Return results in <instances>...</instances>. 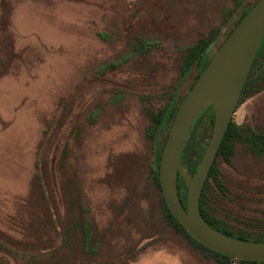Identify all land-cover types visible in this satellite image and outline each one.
Listing matches in <instances>:
<instances>
[{
	"label": "rangeland",
	"instance_id": "374dc122",
	"mask_svg": "<svg viewBox=\"0 0 264 264\" xmlns=\"http://www.w3.org/2000/svg\"><path fill=\"white\" fill-rule=\"evenodd\" d=\"M257 1L0 0V264H243L219 262L164 221L151 116L194 83L187 50L218 34L210 58ZM206 110L196 133L208 140ZM231 120L264 130V90ZM201 137L182 146L190 179ZM217 168L224 191L212 184L211 213L262 231L264 157L238 144ZM83 219L99 245L93 255L81 250Z\"/></svg>",
	"mask_w": 264,
	"mask_h": 264
},
{
	"label": "water",
	"instance_id": "95a60500",
	"mask_svg": "<svg viewBox=\"0 0 264 264\" xmlns=\"http://www.w3.org/2000/svg\"><path fill=\"white\" fill-rule=\"evenodd\" d=\"M263 39L264 0H259L230 31L180 102L158 166L165 204L173 218L194 240L215 253L258 263L264 262V243L238 240L211 228L201 215L199 199ZM209 107L213 111L212 131L190 179L180 162L182 146L195 121ZM178 176L187 187L185 207L178 195Z\"/></svg>",
	"mask_w": 264,
	"mask_h": 264
},
{
	"label": "trees",
	"instance_id": "16d2710c",
	"mask_svg": "<svg viewBox=\"0 0 264 264\" xmlns=\"http://www.w3.org/2000/svg\"><path fill=\"white\" fill-rule=\"evenodd\" d=\"M259 1V0H258ZM257 1V2H258ZM256 2V3H257ZM255 3V4H256ZM251 5L247 8L242 9L239 12V17L235 25L254 7V5ZM234 28V27H233ZM232 28V29H233ZM230 33V32H229ZM228 33V34H229ZM227 34V36H228ZM218 36V34H217ZM212 37V34L210 36V39L208 41L201 40L199 41L195 46L189 48L187 50V55L184 59V72H189L192 68H197V77L201 74V72L204 70L206 65L208 64L210 58L207 57L209 46L211 43L217 38ZM226 36V37H227ZM225 37V38H226ZM212 38V39H211ZM224 38V40H225ZM223 40V41H224ZM222 41V42H223ZM204 45V46H202ZM221 45V44H220ZM219 45V46H220ZM184 76H186L184 74ZM191 88V87H190ZM264 90V39L262 40L257 53L255 55V58L253 60L252 66L250 68V71L247 75L246 81L243 85L240 97L237 102L238 104L241 103L244 99L250 97L254 93L260 92ZM189 91V90H188ZM187 94V93H186ZM185 94V95H186ZM184 98V97H183ZM182 98V99H183ZM182 99H179L178 103L175 102V99H171V102L162 110L159 111L156 114H152L151 118L153 120V123L155 124V133L157 136V148L155 152V170L153 171V183L159 190L160 196H161V202L163 204V217L164 221L167 225L172 227L178 234H180L185 240H188L189 242L194 243L196 246L200 247L201 249L205 250L209 254H211L214 258H218L222 263H225L224 261L231 260L232 258L228 256H224L218 253H215L206 247L202 246L200 243H198L196 240H194L182 227L181 225L173 218V216L170 214L164 198L161 193L160 189V183L158 178V166H159V159L161 155V151L164 145L165 140L163 139L162 142H159V138L163 137V133H168V130L170 128V125L173 121L174 115L176 113V110L182 101ZM173 100V101H172ZM236 106V107H237ZM210 109V107L208 108ZM212 109V107H211ZM207 111V110H206ZM205 112L202 113V115L196 120L194 123L190 133H189V143H191L192 140L196 136H200V134H197V125L199 120L205 115ZM210 123L213 125V112L211 114ZM167 136V134H166ZM165 136V139H166ZM210 137V135H209ZM208 137V140H209ZM208 140L204 139L203 137L200 138L199 141V148L196 153L197 160L191 165V171L195 173L199 162L201 160V157L204 153L205 147L207 145ZM238 144H242L245 148V152L250 154L251 156L255 157L256 159L264 157V130H261L259 132L251 131L250 128L247 127H241L236 124H234L231 120L229 123V126L227 128V131L220 143L219 149L216 153L215 159L211 165V168L208 172L207 179L204 183L203 189L201 191L200 199H199V208L201 215L204 219V221L214 230L219 231L220 233H223L229 237L248 241V242H258V243H264V229L262 231H259L257 234H251L247 230L243 229H232L231 226L224 223L221 219H219L216 215L212 214L209 208V197H210V190L212 187V184H214L218 191L222 193L224 191V187L219 181V170L217 168V159L221 158L225 163L230 164L233 158L235 157L236 150ZM66 156V151L64 150L62 153V160ZM188 169V166H187ZM212 182V183H211ZM178 186H179V199L182 203V205L185 207L186 205V194H187V187L181 178V176H178ZM182 191V193H181ZM80 205L77 203L73 204L72 210L80 209ZM84 211H87L84 209ZM258 225H255V227L262 228L264 226L263 221L260 220L257 223ZM77 223L74 222V225L72 227L71 232L69 233L70 236H73L74 231L76 230ZM80 231L82 232V239H83V245L82 249L83 252L88 253L90 255L95 254L98 249L99 245L96 242H93V235H92V229H91V222L88 220L83 219L79 224ZM264 228V227H263ZM68 236L66 245L63 248L70 247V249L73 247L74 242L72 238ZM52 260H54L52 258ZM222 260V261H221ZM243 264H264L258 263V262H252V261H239Z\"/></svg>",
	"mask_w": 264,
	"mask_h": 264
},
{
	"label": "flooded vegetation",
	"instance_id": "af4514ba",
	"mask_svg": "<svg viewBox=\"0 0 264 264\" xmlns=\"http://www.w3.org/2000/svg\"><path fill=\"white\" fill-rule=\"evenodd\" d=\"M212 57V56H211Z\"/></svg>",
	"mask_w": 264,
	"mask_h": 264
}]
</instances>
